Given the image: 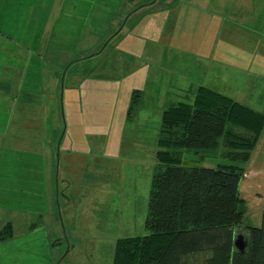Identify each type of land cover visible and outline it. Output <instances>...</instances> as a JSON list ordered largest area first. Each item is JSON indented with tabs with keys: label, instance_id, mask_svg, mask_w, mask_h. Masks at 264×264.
Returning <instances> with one entry per match:
<instances>
[{
	"label": "rangeland",
	"instance_id": "1",
	"mask_svg": "<svg viewBox=\"0 0 264 264\" xmlns=\"http://www.w3.org/2000/svg\"><path fill=\"white\" fill-rule=\"evenodd\" d=\"M58 1L0 3V30L13 35L11 89L24 74L41 77L46 57H34L33 69L26 71L30 54L22 50L23 41L31 43L48 28ZM62 8L59 23L63 32L74 26L73 38L66 35L63 52L45 61L46 84L32 80L29 87L45 95L22 93L11 110L16 174L24 176L21 159L44 162L40 147L47 141L48 158L56 164L49 190L54 195L13 214L3 210L5 205L11 208V198L0 201V230L12 219L21 221L12 239L0 242V264H113L119 238L145 233L164 110L180 101L192 102L201 85L231 96L238 89L231 72L224 71L228 79L219 83L216 61L204 53L231 48L235 26L246 34L261 28V23L246 28L251 24L233 21L228 15L232 5L216 0H67ZM220 29L229 32L228 38L220 40ZM55 72L58 85H53ZM55 90L57 95L48 98ZM137 90L141 99L130 110ZM25 118L36 121L35 132L22 123ZM32 143L40 147L34 149ZM220 152L200 153L205 160L194 163L227 162ZM17 188L13 201L23 206ZM263 210L246 214L252 226L261 225Z\"/></svg>",
	"mask_w": 264,
	"mask_h": 264
},
{
	"label": "trees",
	"instance_id": "2",
	"mask_svg": "<svg viewBox=\"0 0 264 264\" xmlns=\"http://www.w3.org/2000/svg\"><path fill=\"white\" fill-rule=\"evenodd\" d=\"M138 103L135 91L130 110ZM263 131L264 111L208 86H199L192 102L166 108L145 233L119 238L113 264H264V211L261 225L252 226L240 195L242 163ZM219 149L227 162L194 163ZM13 231L7 223L0 241Z\"/></svg>",
	"mask_w": 264,
	"mask_h": 264
},
{
	"label": "crops",
	"instance_id": "3",
	"mask_svg": "<svg viewBox=\"0 0 264 264\" xmlns=\"http://www.w3.org/2000/svg\"><path fill=\"white\" fill-rule=\"evenodd\" d=\"M2 2L3 0H0V3ZM66 2L67 0L58 1L52 6L57 8V14L54 17V20L51 21L50 25H48V28L44 32L40 31V34L35 40H32L31 43H29L28 40V44L24 40L23 43L27 46H23V44L18 42L23 46V48L21 47L22 50H25V52L30 54V57L28 55L26 71H28V69L30 70V68L33 69V62L31 60L34 57L43 58L45 56L46 59H42L41 77L38 74H35L34 76L33 73L26 78L27 74H24L25 77L19 83L17 88L11 89V39H13V35L10 30L6 32L0 30V201L3 202L4 200L6 201L11 198V208L7 207V205L3 207V210L7 213L9 211H11L12 214L17 213L20 207L25 206H28L27 208L31 209L32 206L41 204L44 199L47 200L48 196V198H50V195H54V192L52 191L49 194V190L54 182L53 174L56 164H53L52 157L48 158L47 141L44 142L42 147H40V144H36L37 147L43 149L40 155L42 157L44 156V162L42 163L44 165L38 162L42 159L31 160V158L26 157L21 159V161L25 160V168L23 170L24 176L16 174V161L11 159V150L15 147V144H13L14 142L11 141V129L15 124L14 113L11 114V110L15 111L14 109L16 107L17 99L22 93L30 96L39 92L41 95H45L43 90L39 89L37 92H34L32 88L29 87L32 86L33 81H35V84L39 83V85L46 84L47 81L44 77L43 71L44 69H47L48 65H44V63H46L45 61H48L49 55L63 52L64 38L66 35L68 36L69 34L73 38L72 34L74 26L71 24L70 27H66V33L63 32L65 28L59 23L62 14L64 13L62 6L65 5ZM216 3L223 6H227L230 3L232 9H230L231 13L228 15L231 16L233 21L250 23L251 25L249 26L245 24L246 28L250 26L253 27L255 25L252 24L253 22L261 23L260 29L257 30L256 26L254 28L256 31L249 34L235 31L237 29L235 26L231 32L235 43H231L233 44L231 48L220 49L219 47H216L210 53L205 52L204 55L208 59L216 61V70L219 71V73H217V80L228 79L224 77V71L231 72L230 79L238 89L236 91L233 90L230 97L235 101L251 106L256 110L264 111V45H262V42H264V0H216ZM226 10V8L220 9L222 13ZM222 13H219V15H222L223 17L224 14ZM216 23H221V20H216ZM218 27L222 28L223 24L221 23ZM228 33H225V31L223 32L220 29V40L224 39V35L228 38ZM257 38L259 39L257 40ZM12 43L16 44V42ZM230 54L234 56L232 60L228 58ZM226 55L228 56L226 57ZM52 68L53 67H51V69ZM53 75V85H58V78H55L57 72ZM228 75L229 74L227 73L225 76ZM218 81L219 83H222L220 80ZM70 89H72L71 86ZM137 91L139 92V99H141V91ZM57 92L58 91L55 90V92L49 93L48 96L51 95V97L48 98L56 96ZM219 92H221V90H219ZM223 92L225 93V90H223ZM144 122L145 126L149 123L148 120H145ZM22 123L27 124L26 126L28 127L26 128L33 130V132H35L38 127H35L37 123L36 121H33V119L25 118ZM41 131L42 128L40 126V135L42 134ZM58 132H60V130ZM51 145L53 144L51 143ZM33 146H35V144H33ZM37 147L35 146L34 149ZM242 164L245 167V175L241 181L240 195L245 201L247 213H250L252 209L255 210L256 208L263 210L264 131L252 151L249 160ZM17 186L21 187V190L18 191H21L19 194L23 196L22 198H19L20 201H18V203H22L25 199L23 206H18L17 203L13 201L15 198H18V194L16 193L18 189ZM46 200L43 202L45 203ZM51 202L54 203V201ZM6 204H8V202ZM17 221L19 220L12 219L11 221H8V223L12 224L13 230L17 229L19 222L21 223V221ZM13 236L0 242L9 241Z\"/></svg>",
	"mask_w": 264,
	"mask_h": 264
},
{
	"label": "water",
	"instance_id": "4",
	"mask_svg": "<svg viewBox=\"0 0 264 264\" xmlns=\"http://www.w3.org/2000/svg\"><path fill=\"white\" fill-rule=\"evenodd\" d=\"M236 244H237V246H238L241 250H243V249L245 248V243H243V242L241 241V238H239V239L236 241Z\"/></svg>",
	"mask_w": 264,
	"mask_h": 264
}]
</instances>
